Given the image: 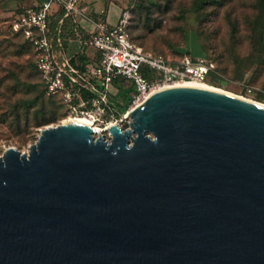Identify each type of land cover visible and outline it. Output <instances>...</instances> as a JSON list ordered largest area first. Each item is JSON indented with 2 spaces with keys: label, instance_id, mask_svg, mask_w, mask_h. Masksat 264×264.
<instances>
[{
  "label": "water",
  "instance_id": "95a60500",
  "mask_svg": "<svg viewBox=\"0 0 264 264\" xmlns=\"http://www.w3.org/2000/svg\"><path fill=\"white\" fill-rule=\"evenodd\" d=\"M155 91L128 128L47 126L0 156V264H264V106Z\"/></svg>",
  "mask_w": 264,
  "mask_h": 264
},
{
  "label": "rangeland",
  "instance_id": "374dc122",
  "mask_svg": "<svg viewBox=\"0 0 264 264\" xmlns=\"http://www.w3.org/2000/svg\"><path fill=\"white\" fill-rule=\"evenodd\" d=\"M196 1L128 0L125 11L131 40L169 62L183 55L206 56L216 67L205 81L207 85L264 104L260 1L218 0V5L201 9ZM35 4L36 0H0V156L7 148L26 153L41 129L67 118L59 103L48 99L39 85L31 50L10 30L17 13ZM80 4L78 0L79 8ZM258 42L262 44L253 46ZM116 99L121 103L120 94ZM52 106L59 109L53 113ZM128 123L124 119L119 125L126 129ZM103 134L109 140L108 133Z\"/></svg>",
  "mask_w": 264,
  "mask_h": 264
},
{
  "label": "built area",
  "instance_id": "2783aa9c",
  "mask_svg": "<svg viewBox=\"0 0 264 264\" xmlns=\"http://www.w3.org/2000/svg\"><path fill=\"white\" fill-rule=\"evenodd\" d=\"M77 4L78 0H46L24 9L10 23L11 32L20 35L35 52V68L45 95L60 97L67 118H86L101 131L110 123L120 127L126 114L148 93L176 83H203L215 72V64L206 56L183 55L176 62H169L162 55L144 52L130 41L126 11L114 27L87 19L93 23L94 32L84 45L97 58L81 67L64 56L59 25L70 14H81ZM54 6L62 7L64 15L51 29ZM121 79L133 89L123 113L111 102L109 94L111 85Z\"/></svg>",
  "mask_w": 264,
  "mask_h": 264
},
{
  "label": "crops",
  "instance_id": "0c3cea01",
  "mask_svg": "<svg viewBox=\"0 0 264 264\" xmlns=\"http://www.w3.org/2000/svg\"><path fill=\"white\" fill-rule=\"evenodd\" d=\"M45 1L36 0L35 6ZM79 3H81V7H78V10L81 14H70L59 25L61 27V42L64 56L82 67L94 63L97 58L95 52L84 45V42L94 32L93 23L87 19L92 16L93 22L102 23L103 21L108 27H114L119 21L120 14L125 12L128 0H79ZM53 10L56 11L57 6H54ZM121 89L129 93L133 90L131 85L126 81L114 82L109 92L113 104L117 103L116 98Z\"/></svg>",
  "mask_w": 264,
  "mask_h": 264
},
{
  "label": "trees",
  "instance_id": "16d2710c",
  "mask_svg": "<svg viewBox=\"0 0 264 264\" xmlns=\"http://www.w3.org/2000/svg\"><path fill=\"white\" fill-rule=\"evenodd\" d=\"M260 2H259V8H260V14H258V17H261L262 19H261V23H260V28L263 30V31H261L260 33H258L259 34V36H260V38H261V36L263 35V33H264V0H259ZM219 4V1L218 0H197L196 2H195V6H197L199 9H201V8H204L205 6H209V5H218ZM24 10H21V11H19L18 13H17V15H19V14H21L22 12H23ZM63 15H64V10H63V8L62 7H59L54 13H53V15H52V17H51V20H50V28L51 29H54V28H56L57 27V25H58V22L63 18ZM91 18H92V16H91ZM103 22V21H102ZM13 35H14V37H16V38H18V39H20L21 41H22V43L24 44V45H26L30 50H31V52H32V54H33V60H34V64H35V52H34V50H33V48L20 36V35H17V34H14V33H12ZM129 38H130V36H129ZM130 41L133 43V41L131 40V38H130ZM134 44V43H133ZM262 43H257V44H253V46H260ZM143 51L144 52H146V53H149V54H152V55H159V54H155V53H152V52H149V51H146V50H144L143 49ZM39 76V75H38ZM118 81H120V82H123L124 80L123 79H121V80H118ZM39 85H42V82H41V79H40V76H39ZM16 88L17 87H14V89H12V91L15 93L16 92ZM119 94H120V98H121V100H122V102L121 103H115V106L120 110V112H125L126 111V109H127V107H128V105L130 104V101H131V96H132V94H133V90H132V92H128V91H125V90H123V89H121L120 90V92H119ZM46 97L48 98V99H50V100H56L58 103H59V108L60 107H62L63 108V112L64 113H66V114H63V115H66L67 116V112H66V109H65V107H64V104L62 103V101H61V99H60V97H58V96H47L46 95ZM25 107H26V109H28L29 108V106L28 105H25ZM58 107H55V106H52V112L53 113H55L58 109H59ZM44 125V124H43Z\"/></svg>",
  "mask_w": 264,
  "mask_h": 264
},
{
  "label": "bare ground",
  "instance_id": "6f19581e",
  "mask_svg": "<svg viewBox=\"0 0 264 264\" xmlns=\"http://www.w3.org/2000/svg\"><path fill=\"white\" fill-rule=\"evenodd\" d=\"M172 87V86H181V87H184V86H200V87H204V88H208V89H211V90H215V91H219V92H222V93H225L223 90L221 91V90H219V89H217V88H214V87H212V86H209V85H207L205 82H184V83H176V84H173V85H169V86H164V87H162V88H160L159 90H162V89H164V88H167V87ZM155 91H158V90H155ZM155 91H152L151 93H148L145 97H144V99H142L138 104H137V106L136 107H138V106H140L142 103H143V101L149 96V95H151L152 93H154ZM228 93V92H227ZM231 95V94H230ZM237 97V96H236ZM238 98H242V99H244V100H246V101H249V102H253L254 103V101H251V100H249V99H245V98H243V97H238ZM257 103V102H256ZM259 105H262V106H264V104H259ZM129 112H128V114H126V118L127 119H129ZM62 122H64V123H69V122H75V123H81V124H84V125H87V126H89V127H91L93 130H97L99 133H102V131L98 128V127H96V126H94L93 124H92V122L90 121V120H88V119H86V118H82V117H69V118H66L65 120H63ZM113 123H110V124H108L107 125V127H106V129H104L105 130V132L106 133H108L107 132V129H108V127L110 126V125H112ZM109 135V134H108Z\"/></svg>",
  "mask_w": 264,
  "mask_h": 264
}]
</instances>
